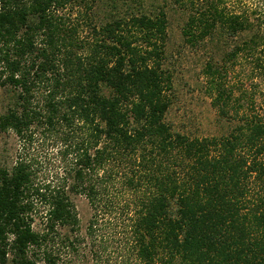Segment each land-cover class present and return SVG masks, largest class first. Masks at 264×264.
<instances>
[{"label": "trees", "instance_id": "trees-1", "mask_svg": "<svg viewBox=\"0 0 264 264\" xmlns=\"http://www.w3.org/2000/svg\"><path fill=\"white\" fill-rule=\"evenodd\" d=\"M170 1L190 11V45L251 30L229 59L264 50V0L260 25L227 12L223 0L206 8ZM75 2L88 6L0 0V132L23 143L36 130L56 134L65 163L47 181L23 155L0 166V264H264V114L241 106L222 137L173 131L166 7L147 12L145 0H126L125 15L94 23L83 41L60 15ZM207 68L213 106L229 116L225 69Z\"/></svg>", "mask_w": 264, "mask_h": 264}, {"label": "rangeland", "instance_id": "rangeland-1", "mask_svg": "<svg viewBox=\"0 0 264 264\" xmlns=\"http://www.w3.org/2000/svg\"><path fill=\"white\" fill-rule=\"evenodd\" d=\"M210 1L193 0L196 5L205 8ZM129 3L126 0H88L86 6L75 2L62 10L60 15H64L69 24L78 27L77 36L81 40L91 41L92 25L106 22L112 13L125 15ZM165 3V0H145L144 8L148 12L154 7L165 6ZM262 3L263 0H223L222 7L229 13L249 18L253 25H260L257 19ZM131 4L137 8L133 2ZM115 5L116 9H113ZM165 7L169 19L165 69L172 75V87L168 90L171 106L166 121L173 131L191 138L222 137L228 135L231 127L241 119L244 110L241 106L254 103L256 110L264 114V50L253 55L246 50L232 59L228 56L231 50L250 40L251 30L236 38L219 32L192 46L183 35L190 11L172 3ZM211 64L225 69L222 70V82L233 91L232 109L240 111L238 116L232 110L229 116L220 117L213 106L214 90L207 72V66ZM6 98L5 91L0 90V116L5 112ZM35 132L34 140L29 143L20 141L13 132H0V166L12 167L23 155L36 165L41 181L53 180L55 175L63 174L65 166L61 161L60 140L56 134ZM79 210L84 234L90 216V207L84 199L79 201Z\"/></svg>", "mask_w": 264, "mask_h": 264}]
</instances>
